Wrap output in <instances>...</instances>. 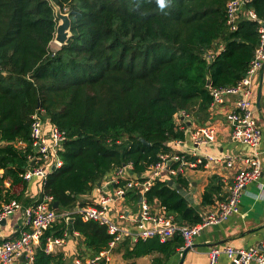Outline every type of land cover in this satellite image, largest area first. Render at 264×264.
Listing matches in <instances>:
<instances>
[{"label":"trees","instance_id":"16d2710c","mask_svg":"<svg viewBox=\"0 0 264 264\" xmlns=\"http://www.w3.org/2000/svg\"><path fill=\"white\" fill-rule=\"evenodd\" d=\"M53 1L72 20L69 40L56 48L59 20L51 0H0V171H7L0 199L27 206L49 196L60 204V217L41 237L32 264H63L62 254L45 247L48 238L73 232L82 238L80 251L94 256L106 250L112 240L106 225L79 213L69 222L61 213L76 208L81 195L125 164L143 177L161 153L171 152L173 141L185 138L178 113L205 122L211 90L242 80L260 42L255 19L241 14L237 28L229 27V0H166L163 11L156 0ZM246 8L261 18L264 0H249ZM35 113L65 130L68 140L59 152L62 166L43 180L40 196L30 199L24 173L33 153ZM175 180L189 187L183 177ZM215 191L213 185L206 188L203 205L214 202ZM145 198L165 206L181 225L202 220L165 179H156ZM125 199L138 205L136 190H128ZM182 245L178 234L165 241L121 242L124 256L136 258L157 252L167 259Z\"/></svg>","mask_w":264,"mask_h":264},{"label":"built area","instance_id":"2783aa9c","mask_svg":"<svg viewBox=\"0 0 264 264\" xmlns=\"http://www.w3.org/2000/svg\"><path fill=\"white\" fill-rule=\"evenodd\" d=\"M248 2L249 0H229L227 24L232 30H235L241 14L257 20L259 23V45L242 80L229 87L211 90L213 97L211 106L213 109L217 108L226 103L228 96H238L235 100L234 110L227 115V120L231 123L232 136L243 144L256 147L261 141L262 130L253 109L255 94L253 84L256 74L264 65V13L261 18H258L253 9L246 8ZM181 113L184 114V117H189L185 112ZM185 129L187 128H184L185 138L175 140V145L188 142L190 150L161 153L160 159L150 167L143 177L133 174L131 164L123 165L115 171V175L109 180L116 186L115 195L123 198L130 189L145 195L155 180L160 178L166 170L172 176H180L188 166L197 168L209 163H222L236 171L232 183L229 184L225 199L218 202L215 209L209 212L199 223L181 225L176 221L175 215L170 213L165 206L154 209L143 196L137 226L134 229H128L111 218L110 203L113 200L112 196L108 193H102L95 204L79 205L61 213V216L66 218H70L74 213H79L85 220H95L106 225L108 232L112 235L107 250H103L88 259H78L77 264H114L110 259L111 249L124 236H131L134 240L158 237L161 241H165L178 234L184 238V245L179 248V251L183 253L187 247L193 245L195 237L201 233L204 227L221 223L239 211V203L244 190L249 185L256 183L262 174L260 158L257 154H244L242 156L232 152L215 155L202 149V147L217 140L219 130L213 123H206L189 130L187 139ZM31 137L33 153L29 155V161L31 163L34 160L35 165L29 164L24 173V178L30 180L33 177H39L43 181L49 173L62 166L63 161L59 152L63 149L68 136L65 130L52 124L49 118L43 117L41 113H35L32 115ZM122 180L127 181L121 184ZM19 211L23 215L22 228L18 236L0 242V264H15L20 259H23L24 264H32L41 237L60 217V214L53 207L52 197L44 196L41 201L27 206L16 199H11L0 202V223ZM63 240V238H48L45 251L53 252L55 244H60ZM208 254L209 264H217L222 254H226L231 263L234 264H264V242L260 246L250 248H236L229 244L215 245L210 248Z\"/></svg>","mask_w":264,"mask_h":264},{"label":"crops","instance_id":"0c3cea01","mask_svg":"<svg viewBox=\"0 0 264 264\" xmlns=\"http://www.w3.org/2000/svg\"><path fill=\"white\" fill-rule=\"evenodd\" d=\"M253 86L255 90L253 109L259 127L262 130L261 141L256 147L243 144L232 136L231 123L227 120V115L230 111L234 110L235 100H237L238 96H228L226 103L222 106H218V108L213 109V107L210 106V114L205 122L201 123L196 121L190 115L189 117H184L183 113H178L176 117L177 123L180 127L187 128L185 129L186 139L187 135H189V130L194 127L206 123H213L217 126L219 130L217 140L212 144L202 147V149L209 151V153L218 155L224 152H232L238 153L242 156H244V154L258 155L262 163V174L256 183L249 185L244 190L239 203V211L232 214L227 220L221 223L210 224L204 227L201 233L195 237L194 243L189 247L185 257L179 250L178 252L171 254L167 259L163 258L164 256L157 252L137 258L125 257L124 248H122L121 242L126 238H130L132 242L137 240H134L131 236H124V238L111 249L110 259L112 263L209 264L208 252L212 246L229 244L236 248H250L260 246L264 242V65L256 74ZM260 88L262 94L260 104H258V92ZM171 146L172 152H186L187 150H190L188 142H184V144L177 146L175 145V141H173ZM3 172L4 171H0V179ZM235 174L236 171L234 169L228 168L222 163H209L207 165L198 166L197 168L188 166L185 169V172L180 174V176L186 179L189 183V187L184 188L192 194V201L189 198L187 199L190 204L199 211L202 219L215 209L218 202L225 199L228 193L229 184L232 183ZM114 175L115 172L109 174L102 181L98 182L96 187L90 193L81 195L77 206L95 204L102 193H108L113 199L110 203L111 218L124 228L134 229L137 226V219L140 218L141 202L138 201V205L134 207L132 203L126 201L125 197L119 198L116 196V186L109 182ZM178 176L179 175L172 176L171 173L166 170L162 173L160 179L169 181L171 179L175 180ZM28 181L29 183L25 190V197L37 199L42 192L43 181L39 177H33ZM210 185H213L214 190H218V192L215 191L213 193V203L203 205L202 200L204 191ZM4 186L6 188L9 187L10 181L5 179ZM2 201L4 200L0 199V202ZM151 206L154 209H159L162 205L155 203L154 205L151 204ZM22 225L23 215L21 211L8 217L6 224L0 225V242L4 239L18 236ZM63 239L64 240L60 244H55L53 250L54 254H62L63 264H77L78 259H88L93 257L89 255V252L86 249L80 251L82 238L78 232L68 233L67 238ZM156 257H161L162 262H156ZM15 264H24L23 259H20ZM217 264L232 263L226 254H222L219 257Z\"/></svg>","mask_w":264,"mask_h":264},{"label":"water","instance_id":"95a60500","mask_svg":"<svg viewBox=\"0 0 264 264\" xmlns=\"http://www.w3.org/2000/svg\"><path fill=\"white\" fill-rule=\"evenodd\" d=\"M54 9H55V14L56 17L58 18L59 22L56 28V33H55V37H54V42L61 46L67 43V41L69 40L70 36H71V26H72V20L70 17V14L67 12H63L61 7L59 5H57L53 0H51ZM208 83L210 84V80L208 81ZM261 94H262V90L260 88L259 92H258V104H260V99H261ZM141 141L147 145L150 144V142H148L146 139L141 138ZM32 166L35 165V161H31L30 163ZM4 172H7L6 170H4ZM168 184L170 186H172L173 188H176L178 190V192H180L183 196H185L186 198H189L192 201V194L185 189L181 184L177 183L175 180L171 179L168 181ZM138 196H139V202H142L143 200V194L141 192H138ZM59 202L58 201H54L53 202V207L55 209L59 208ZM74 220V217H70L68 218L69 222H72ZM7 219H4L1 221L0 225H4L6 224ZM189 247H187L184 251H183V256L185 257L186 253L188 252ZM184 259V258H183ZM182 259V261H183ZM234 264V263H232Z\"/></svg>","mask_w":264,"mask_h":264},{"label":"clouds","instance_id":"9594fccd","mask_svg":"<svg viewBox=\"0 0 264 264\" xmlns=\"http://www.w3.org/2000/svg\"><path fill=\"white\" fill-rule=\"evenodd\" d=\"M156 3L162 11L168 6L166 0H156Z\"/></svg>","mask_w":264,"mask_h":264},{"label":"rangeland","instance_id":"374dc122","mask_svg":"<svg viewBox=\"0 0 264 264\" xmlns=\"http://www.w3.org/2000/svg\"><path fill=\"white\" fill-rule=\"evenodd\" d=\"M56 46H57V45H56V43H55V42H54V43H52V47H53V48H56ZM217 108H218V107H217Z\"/></svg>","mask_w":264,"mask_h":264}]
</instances>
